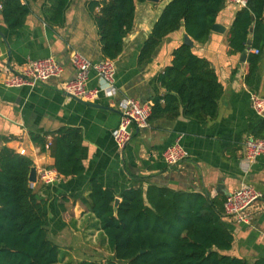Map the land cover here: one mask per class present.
<instances>
[{
    "label": "crops",
    "instance_id": "crops-1",
    "mask_svg": "<svg viewBox=\"0 0 264 264\" xmlns=\"http://www.w3.org/2000/svg\"><path fill=\"white\" fill-rule=\"evenodd\" d=\"M92 1L70 0L63 22L54 23L45 14L47 0H22L29 7V14L21 27L11 29L3 19L0 21V150L3 147L19 153L25 150L24 155L33 160L37 170L55 169L50 149L53 134L62 127H77L82 132L80 146L85 171L68 177L59 174L60 179L50 185L37 174L33 186L39 197L48 201L49 236L61 248L57 264L114 256L96 216L78 198L88 196L91 179L113 189L119 198L128 188L141 185L146 189L149 184L200 192L211 199L226 198L242 183H248L263 197L250 208V223L224 215L223 221L234 235L232 248L224 253L251 262L264 257V154L250 161L244 145L248 138L254 137L248 131L250 124L262 118L252 106L251 94L264 96V49L256 73L248 79L249 62L241 61L242 53H231L229 45L230 27L241 8L226 4L219 13L216 22L226 27L224 33L212 31L205 41L191 37L195 53L212 63L224 87L217 117L206 122L183 115L176 120L150 119L146 127L133 125L131 141L120 148L113 131L120 122L121 102L126 97L142 103L153 102L166 92L158 81L159 74L172 62L173 51L184 43L187 32L182 26L168 34L153 58L140 64L142 46L170 0L137 1L134 27L124 39L122 53L113 59L116 94L107 97L101 93L94 101L79 100L64 90L65 82L78 74L72 60L74 53L79 52L91 62L107 58L95 20L99 7L92 11ZM46 57H54L61 64L60 77L21 87L5 84L8 77L22 71L30 60ZM100 85L96 72L91 70L87 87ZM86 101L104 107L90 106ZM34 133L46 138L45 151L34 142ZM176 140L189 156L170 166L162 153Z\"/></svg>",
    "mask_w": 264,
    "mask_h": 264
},
{
    "label": "trees",
    "instance_id": "trees-1",
    "mask_svg": "<svg viewBox=\"0 0 264 264\" xmlns=\"http://www.w3.org/2000/svg\"><path fill=\"white\" fill-rule=\"evenodd\" d=\"M49 21L62 23L70 0H47ZM146 0H93L90 9L99 7L95 20L105 57L117 58L124 39L134 27L136 2ZM226 0H170L144 42L139 63L149 62L163 39L185 27L196 41H205L212 32ZM29 14L22 0H0V21L11 29L21 27ZM249 38L252 44L248 45ZM230 52H249L247 61L255 74L264 49V0H250L239 9L230 27ZM166 89L153 101L150 119L176 120L180 116L206 122L218 115L224 87L212 63L181 44L173 60L159 74ZM248 131L264 137V118L250 124ZM50 149L54 168L60 175L74 176L85 171L82 160V132L77 127H62L53 134ZM34 142L47 149L46 138L32 134ZM33 160L9 147L0 150V264H57L61 248L50 239L48 201L40 198L30 184ZM86 197H78L94 213L99 229L107 237L114 254L105 260H81L77 264H264V257L253 262L224 251L232 248L233 232L225 225L226 198L214 197L168 186L149 184L126 189L118 210L117 193L97 179L89 182Z\"/></svg>",
    "mask_w": 264,
    "mask_h": 264
},
{
    "label": "built area",
    "instance_id": "built-area-1",
    "mask_svg": "<svg viewBox=\"0 0 264 264\" xmlns=\"http://www.w3.org/2000/svg\"><path fill=\"white\" fill-rule=\"evenodd\" d=\"M101 1V0H100ZM250 0H226V4L235 5L239 8L247 7ZM251 51L258 54L260 50L254 48ZM73 64L78 70L74 79L64 84V90L73 96L87 101H94L103 93L107 97H113L117 88L115 86L116 65L115 61L105 58L99 62H91L88 58L75 52ZM94 70L100 80V87L88 88L89 74ZM63 67L54 57H46L30 60L22 71L16 72L5 80L10 87H21L23 85H35L47 82L51 78L60 77ZM251 101L254 110L264 118V96L257 93L251 94ZM153 102L142 103L137 99L126 97L121 102V118L118 127L113 131V137L120 148H124L132 139L131 127L133 125L142 128L149 125ZM246 157L252 161L264 154V137L248 138L245 143ZM25 154V150H21ZM165 162L170 165H177L188 158L189 152L176 140L169 145L162 153ZM38 177L45 184H54L59 179L56 169L40 167L37 170ZM263 194L254 186L242 183L241 186L228 195L224 202V215L234 218L237 222L250 223L252 213L250 208Z\"/></svg>",
    "mask_w": 264,
    "mask_h": 264
},
{
    "label": "water",
    "instance_id": "water-1",
    "mask_svg": "<svg viewBox=\"0 0 264 264\" xmlns=\"http://www.w3.org/2000/svg\"><path fill=\"white\" fill-rule=\"evenodd\" d=\"M150 1H159V0H150ZM212 31L218 32V33H224L226 31V27L223 26L222 24L216 22L213 25V27H212ZM184 43L188 44V45H190L192 47L194 46L193 39L191 38V36L188 33L185 34ZM251 44H252V39L249 38L248 45H251ZM247 57H248V49L242 52L240 59H241L242 62H245V61H247ZM68 95L71 96V97H74L76 99L81 100L80 98H78L76 96H73L71 94H68ZM85 103L90 105V106H94V107H104V106H102V105H100L98 103H94V102H87L86 101ZM29 179H30L31 186L33 187L34 183L37 181V168L35 166H33L32 169H31ZM120 201H121V199L119 197H117L116 200H115V205H114L115 211L118 210V206H119Z\"/></svg>",
    "mask_w": 264,
    "mask_h": 264
},
{
    "label": "rangeland",
    "instance_id": "rangeland-1",
    "mask_svg": "<svg viewBox=\"0 0 264 264\" xmlns=\"http://www.w3.org/2000/svg\"><path fill=\"white\" fill-rule=\"evenodd\" d=\"M103 257H104V256H103ZM105 258H107V257H104V259H105ZM63 264H65V263H63Z\"/></svg>",
    "mask_w": 264,
    "mask_h": 264
}]
</instances>
